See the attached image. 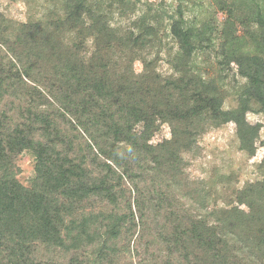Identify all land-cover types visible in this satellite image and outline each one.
<instances>
[{
	"label": "trees",
	"instance_id": "1",
	"mask_svg": "<svg viewBox=\"0 0 264 264\" xmlns=\"http://www.w3.org/2000/svg\"><path fill=\"white\" fill-rule=\"evenodd\" d=\"M46 1L25 22L0 12V264H264V157L234 219L206 211L212 192L184 157L229 119L242 141L259 132L247 116L264 118V0H216L219 27L187 18L184 0L136 16L137 0ZM233 67L243 82L226 109ZM154 120L169 139L152 142Z\"/></svg>",
	"mask_w": 264,
	"mask_h": 264
},
{
	"label": "rangeland",
	"instance_id": "2",
	"mask_svg": "<svg viewBox=\"0 0 264 264\" xmlns=\"http://www.w3.org/2000/svg\"><path fill=\"white\" fill-rule=\"evenodd\" d=\"M139 1L136 15L146 11V3L152 4L156 10H164L172 14L178 5L177 0H137ZM252 0H229L230 6L241 7L247 5ZM186 8L185 16L197 22L209 21L216 27L222 24L225 14L218 12L216 0H184ZM52 8L50 2L46 0H0V12L8 19L18 22H25L30 16H40ZM125 23V20L122 21ZM164 22H167L164 20ZM168 31L161 32L162 48L160 50L158 71L163 76L172 73L168 60L176 47L173 40L167 37ZM173 48V52L170 50ZM156 51H154L155 54ZM153 57V55H152ZM211 58V57H210ZM197 64L209 77L217 74L213 59L210 61L206 56H199ZM229 73L225 81V89L228 93L225 108L235 107L236 102L233 96V87L242 83L239 76H235V67ZM135 70L139 72L141 66L135 64ZM234 77V78H233ZM248 122L251 125L259 124L258 133L249 134L245 140H240L235 133V126L231 119L223 123L219 128L209 131L198 141L195 152L189 159L187 173L196 191L202 193L205 190L212 192L207 201V212H218L222 217L234 219V211L237 209L235 203V193L243 186L252 184L260 178L257 170L258 164L264 157V118L259 115L249 114ZM155 135L153 143H158L163 139L170 138V129L166 124L154 120ZM17 166L20 169L19 180L24 185L28 184L33 175V163L29 155H21L17 159ZM137 263L136 260H134Z\"/></svg>",
	"mask_w": 264,
	"mask_h": 264
}]
</instances>
